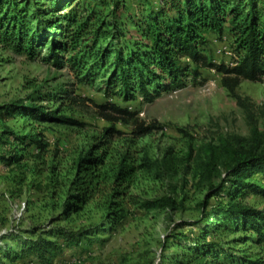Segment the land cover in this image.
Returning <instances> with one entry per match:
<instances>
[{"label": "trees", "instance_id": "trees-1", "mask_svg": "<svg viewBox=\"0 0 264 264\" xmlns=\"http://www.w3.org/2000/svg\"><path fill=\"white\" fill-rule=\"evenodd\" d=\"M46 1L0 0V48L32 61L40 59L46 49L47 60L55 68L69 67L81 83H96L103 76L109 100L130 103L141 99L152 104L190 83L205 84L204 71L222 76V86L246 113L251 134L208 143L194 169L188 167L197 185L207 191L202 221L195 226L198 231L186 235L177 233L180 227L172 230L169 241L185 245L178 242L180 255L161 262L264 264V257L254 259L250 253V244L264 248V211L246 203L252 194L264 198V134L252 104L237 93L241 80L259 82L264 77V0H62V5L60 0ZM226 27L235 52L232 66L214 62L208 52L210 36L222 37ZM45 100L38 96L30 104H0L1 167L21 170L26 177L30 163L38 168L46 165L51 145L46 132L37 126H84L60 109L42 105ZM98 108L111 126L69 170L62 171L61 180L56 174L53 208L59 215L51 225L71 223L95 209L101 215L99 223L78 229L34 228L27 241L9 235L16 245L1 248L0 264H6L4 260L55 264L67 250L89 243L91 236L117 231L134 214L132 207L145 214L178 210L172 196L151 201L135 197L132 189L140 170L156 173L157 166L146 157L138 166L137 155L115 147L125 134L117 127L120 123L135 120V138L163 127L138 123L137 114L117 103ZM19 120L24 122L22 133L10 126ZM169 155L166 161L171 167L176 158ZM193 155V150L188 151L187 162ZM52 168L53 174L59 170ZM37 173L42 174L41 169Z\"/></svg>", "mask_w": 264, "mask_h": 264}, {"label": "rangeland", "instance_id": "rangeland-1", "mask_svg": "<svg viewBox=\"0 0 264 264\" xmlns=\"http://www.w3.org/2000/svg\"><path fill=\"white\" fill-rule=\"evenodd\" d=\"M47 2L52 3V0ZM209 39L208 52L214 62L232 66L235 52L229 28L226 27L222 37L211 35ZM47 52L44 49L42 57L32 61L0 48V104L18 101L30 104L37 101L38 96H43L46 100L42 105L60 109L63 115L84 126H37L46 132L51 152L46 157V165L39 166L41 168L30 163V173L26 177L21 170L0 166V250L16 245L9 236L12 234L27 241L34 228H45L44 231L57 226L78 229L99 223L101 215L95 209L81 219L74 218L71 223L51 225L52 219L59 215V211L53 208L56 194L53 182L56 174L61 180L62 171L69 170L78 156L89 151L103 130L111 126L98 108L111 102L137 114L138 123L163 127L135 138L132 134L135 120L129 124L120 123L117 127L125 134L123 139L115 142V147L129 149L137 155L138 166L145 157L157 166L156 173L140 170L132 194L150 201L172 196L178 210H153L145 214L132 207L134 214L117 231L91 236L89 243L84 242L76 250H67L55 264H163V259L174 260L181 253L178 242L185 244L169 241L172 230L180 227L177 230L179 235L198 231L195 226L202 221V202L207 195V191L197 185L194 172L188 167L194 169L198 158L204 156L208 143L219 144L229 136L249 137L251 132L246 113L222 86V76L216 71L203 72L205 84L190 83L185 89L166 94L152 104L141 99L125 103L105 96L103 76L96 83H81L80 77L69 67L55 68L47 60ZM237 93L252 104L259 131L264 134V77L259 82L241 80ZM23 125L20 120L10 123L19 133L24 131ZM190 150H193V160L187 162ZM168 155L176 158L171 167L166 161ZM52 167L59 170L53 174ZM40 169L42 174L37 173ZM246 203L264 211V198L258 194L249 196ZM241 235H230L229 240ZM250 245L254 259L264 257V248ZM4 261L6 264H35L33 260Z\"/></svg>", "mask_w": 264, "mask_h": 264}]
</instances>
